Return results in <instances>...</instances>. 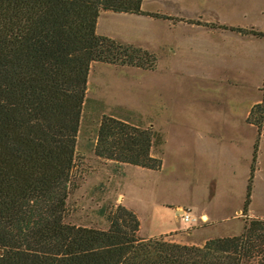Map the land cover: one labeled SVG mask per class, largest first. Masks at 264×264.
Listing matches in <instances>:
<instances>
[{
	"label": "trees",
	"instance_id": "trees-1",
	"mask_svg": "<svg viewBox=\"0 0 264 264\" xmlns=\"http://www.w3.org/2000/svg\"><path fill=\"white\" fill-rule=\"evenodd\" d=\"M142 1L0 0V264H264L260 217H248L238 234L202 245L140 237L136 214L122 205L99 209L105 228L67 221L84 124L93 123L97 159L161 169L151 148L164 143L162 134L134 123L131 110L106 113L101 100L86 96L93 61L155 68V54L96 33L102 10L171 19L142 10ZM219 27L264 37L252 28ZM263 106L256 103L247 117L259 129L252 116ZM258 140L243 214L251 201Z\"/></svg>",
	"mask_w": 264,
	"mask_h": 264
},
{
	"label": "rangeland",
	"instance_id": "rangeland-1",
	"mask_svg": "<svg viewBox=\"0 0 264 264\" xmlns=\"http://www.w3.org/2000/svg\"><path fill=\"white\" fill-rule=\"evenodd\" d=\"M143 8L170 14L171 19L102 10L96 33L155 54V68L93 61L86 96L101 100L106 113L123 116L131 110L134 123L162 134L164 143L151 149L161 157V169L97 159L93 123L84 124L77 139L67 221L105 228L99 209L126 207L118 197L123 193L138 210L142 235L151 227L147 208L194 202L207 205L224 221L209 227L207 218L197 216L191 223L198 229L176 240L238 234L248 217L264 218V106L252 116L260 129L247 120L256 103L264 105V37L219 25L264 31V0H144ZM257 136L251 201L243 214Z\"/></svg>",
	"mask_w": 264,
	"mask_h": 264
},
{
	"label": "crops",
	"instance_id": "crops-1",
	"mask_svg": "<svg viewBox=\"0 0 264 264\" xmlns=\"http://www.w3.org/2000/svg\"><path fill=\"white\" fill-rule=\"evenodd\" d=\"M143 2L144 0L142 1V6H141L142 10L149 11L143 8ZM151 12H158V11H151ZM164 14H167V13H164ZM167 15H170V14H167ZM151 155L155 156L152 150H151ZM215 194L213 196H215ZM213 196L211 198H213ZM118 197L121 198L122 203L128 209H131L136 214L138 218V222H139L137 235L143 238H149V237L169 234L172 237H174L173 241L175 242L177 241V243H179L180 241L175 239L177 236H181V238H186L192 234L193 229L195 228L198 229V227L195 226L196 224L191 223V222L196 221L197 216H199L201 219L207 218V220H205L204 223H206V225L209 227H212L214 224H218L224 221V219H220L217 216H215L214 213L208 209L207 205L201 204L200 202H194V203L187 204V205L177 204L174 207L168 204H161V206H158L152 209L151 208L146 209V213H145L146 223L149 224L151 227L149 231L147 230V233L145 235H142L141 234L142 222H141V217L138 213V210L135 207L131 206L130 203L125 201V196L123 193H120ZM208 198H209V194H208ZM182 208H189L192 216L195 218V220L191 221L186 226L180 225L181 221H183L182 218L180 217V210ZM204 213H205V217H203ZM217 236H221V235H216V237ZM212 237H215V236L207 235L205 237H202L200 241H191V242L183 241L180 243L189 244V245H202L205 242V240H207L208 238H212Z\"/></svg>",
	"mask_w": 264,
	"mask_h": 264
},
{
	"label": "built area",
	"instance_id": "built-area-1",
	"mask_svg": "<svg viewBox=\"0 0 264 264\" xmlns=\"http://www.w3.org/2000/svg\"><path fill=\"white\" fill-rule=\"evenodd\" d=\"M180 217L185 222H191V221L195 220V218L192 216L189 208H182L180 210Z\"/></svg>",
	"mask_w": 264,
	"mask_h": 264
},
{
	"label": "water",
	"instance_id": "water-1",
	"mask_svg": "<svg viewBox=\"0 0 264 264\" xmlns=\"http://www.w3.org/2000/svg\"><path fill=\"white\" fill-rule=\"evenodd\" d=\"M203 217H205V215Z\"/></svg>",
	"mask_w": 264,
	"mask_h": 264
}]
</instances>
